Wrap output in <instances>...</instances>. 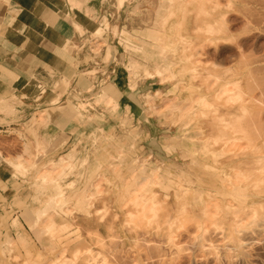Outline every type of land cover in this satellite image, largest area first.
<instances>
[{
	"label": "rangeland",
	"instance_id": "rangeland-1",
	"mask_svg": "<svg viewBox=\"0 0 264 264\" xmlns=\"http://www.w3.org/2000/svg\"><path fill=\"white\" fill-rule=\"evenodd\" d=\"M125 1L89 40L97 56L113 45L137 90L132 107L94 91L87 131L55 150L36 124L85 106L58 99L66 77L47 109L23 92L33 107L21 118L14 97L0 99L11 120L0 126V264H184L183 247L225 248L219 232L236 208L256 209L239 227L258 228L264 201L229 197L264 195V0ZM193 195L223 198L202 207Z\"/></svg>",
	"mask_w": 264,
	"mask_h": 264
},
{
	"label": "crops",
	"instance_id": "crops-1",
	"mask_svg": "<svg viewBox=\"0 0 264 264\" xmlns=\"http://www.w3.org/2000/svg\"><path fill=\"white\" fill-rule=\"evenodd\" d=\"M118 2L120 6H117ZM128 2L0 0V99L11 103L14 97V105L19 107L15 109L19 118L25 115V109L33 107L24 103L33 100V93L23 94L26 91L35 92V99L40 101L41 106L46 105L45 109L63 97L71 102L73 97L85 99L80 114L76 115L69 109L50 111L45 125L37 126L38 135L57 141L55 150L63 147L71 149L74 136L87 131L90 123H87L86 115L97 109V104L90 101L94 91L100 90L101 97L107 101L109 93L106 90H112L116 95L117 109L121 111L133 106L132 97L137 90L130 89L129 76L123 64L119 63L118 54L113 53V45L107 39L97 56L93 54L91 38L89 40L103 19L115 15L118 21ZM91 70L94 73H90ZM61 76L66 77L69 85L54 102L59 95L55 84ZM37 85L43 88L39 90ZM83 85L88 88L84 89ZM102 106L99 114L106 116L105 122L108 123V116L114 112H111L110 105ZM5 118V113L1 112L0 126L11 122L7 120L10 117Z\"/></svg>",
	"mask_w": 264,
	"mask_h": 264
},
{
	"label": "bare ground",
	"instance_id": "bare-ground-1",
	"mask_svg": "<svg viewBox=\"0 0 264 264\" xmlns=\"http://www.w3.org/2000/svg\"><path fill=\"white\" fill-rule=\"evenodd\" d=\"M178 5H180V3ZM177 15H178V12H177ZM180 16H181V12H180ZM177 25H178V22H177ZM14 75H15V73H14ZM10 79H12V78H10ZM185 99L187 100L186 97H185ZM189 100H191V99H189ZM150 102H151V100H150ZM167 103H168V101H167ZM176 103H177V101H176ZM159 106H161V105H159ZM181 112L183 113V111H181ZM192 112H194V110ZM164 115H165V113H164ZM181 116H182V114H181ZM33 123H35V122L33 121ZM37 124H36V127H37ZM63 163H61V164H63ZM66 166H67V164H66ZM58 167H56V168H58ZM153 176H154V173H153ZM153 176H152V179H153ZM155 179L156 178H154V180ZM140 180L142 181V179H140ZM221 194L223 195V193H221ZM203 195H204V193H203ZM221 198H223V196H214L213 198H211L209 196V197L204 198V197H201L200 195H193L192 197H189V199H192L193 201L194 200H196V201L198 200L200 202L202 201L203 202L202 203V207H206L207 204L209 203L208 201L211 200V199H213V201H216L217 199H221ZM229 198H233L235 200H243L245 203L246 202H249V201H250V203H252V202L253 203H259L258 204L259 207H261L260 206L261 202L264 201V195H262V194L257 195L255 197H253V196H250V197L247 196V197L242 198V199H239V198L234 197V196L233 197H229ZM181 199H182V197H181ZM192 203H195V202H192ZM210 206L213 207V204L210 205ZM255 210H253V208H247V207L236 208V209L233 210L232 213L234 215V219L232 221L231 228H229L228 226H225V227H222L221 230H220V232H219L220 233V236H221V239L220 240H224L223 243L221 244V246H225V248L223 250H221L220 248L214 247L213 244H212V242H209V241L208 242H203V241H201L200 244H199V247L200 248H203V249H205L207 251H204L203 254H201V253L199 254L198 253L199 255H196V254L194 255L191 251L187 250L186 247H183V249L185 250L184 255H183V258H184V261L185 262L182 261V263H184V264H264V211H263V213L262 212L261 213H258L259 214L258 215L259 223L257 224L258 225L257 226L258 228L253 229V233H247V232H245L243 229H241L239 227V224L241 223V221H243L244 219H246L250 215H253Z\"/></svg>",
	"mask_w": 264,
	"mask_h": 264
}]
</instances>
